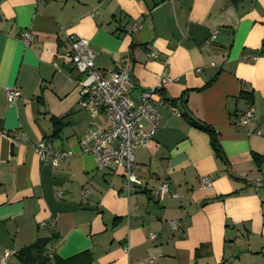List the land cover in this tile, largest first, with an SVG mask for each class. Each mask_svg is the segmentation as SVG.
Segmentation results:
<instances>
[{"label":"crops","instance_id":"obj_1","mask_svg":"<svg viewBox=\"0 0 264 264\" xmlns=\"http://www.w3.org/2000/svg\"><path fill=\"white\" fill-rule=\"evenodd\" d=\"M70 37L88 40L103 76L132 71L134 100L171 78L159 128L135 151L137 192L127 193L123 169H98L81 153L80 141L106 124L79 104ZM13 87L21 96L10 102ZM247 110L250 127L239 123ZM190 120L216 131L224 159ZM255 130L264 132V0H0L4 264H25L18 253L38 239L47 264H264V137ZM42 140L76 156L42 162L31 146ZM165 174L179 199L153 196ZM33 264L46 263L35 255Z\"/></svg>","mask_w":264,"mask_h":264},{"label":"built area","instance_id":"obj_2","mask_svg":"<svg viewBox=\"0 0 264 264\" xmlns=\"http://www.w3.org/2000/svg\"><path fill=\"white\" fill-rule=\"evenodd\" d=\"M217 31L214 32L215 38ZM34 36L26 32L21 36L25 45H29ZM70 50L67 57L80 75L77 80L80 89L81 108L91 116H101L106 126L88 133L81 141L82 154H91L98 169L113 166L123 169L125 172V189L128 194L139 191L142 182L135 169V151L148 146L156 134L162 115L158 106L167 99L161 95L164 85L171 81L167 77L147 90H143L138 100L131 95V85L128 74L125 71H111L108 76H103L95 66V54L89 47L88 40L84 38L70 37ZM151 58H157L155 52L150 53ZM6 98L12 102L21 96V90L17 87L6 90ZM172 111L180 116L178 109L169 103ZM255 120L252 110L245 111L239 119L242 126L250 127ZM254 134L264 137V132L255 130ZM42 162L59 166L69 161L76 153L72 151L55 149L51 141L42 140L31 145ZM258 185H261L258 182ZM212 181L210 177H203L200 181L202 189H210ZM159 200L165 197L179 199L178 193L171 191L168 176L165 174L158 187L152 192ZM61 197V192L59 193ZM173 228L179 226L177 220L170 221ZM9 253H5L0 259L4 264ZM153 263V260H150Z\"/></svg>","mask_w":264,"mask_h":264},{"label":"trees","instance_id":"obj_3","mask_svg":"<svg viewBox=\"0 0 264 264\" xmlns=\"http://www.w3.org/2000/svg\"><path fill=\"white\" fill-rule=\"evenodd\" d=\"M252 97H253L252 95L248 96V98L250 100H252ZM171 104L173 105L174 103L171 102ZM183 116L188 117L187 114H184ZM53 122H54V127L56 128L54 131V135H57L58 132L60 131V127L62 126V124H61L60 120H57V119H54ZM190 122L193 126L197 127L200 130L205 131L206 133H208L210 135L211 144H212V147H213L216 155L218 157H220L221 159H224L216 131L214 129H212L211 127L207 126L206 124L199 123V122L194 121V120H190ZM46 244H47V242L44 239H38L33 244H31L30 246L22 249L18 253V257L25 264H33V257L35 255H40V258L43 257L45 260V263L47 264L48 262L51 261L52 258H49L48 257L49 255L45 253L46 252L45 251Z\"/></svg>","mask_w":264,"mask_h":264},{"label":"water","instance_id":"obj_4","mask_svg":"<svg viewBox=\"0 0 264 264\" xmlns=\"http://www.w3.org/2000/svg\"><path fill=\"white\" fill-rule=\"evenodd\" d=\"M128 78H129L130 81H133V82L135 81L134 77H133V74H132V71H129Z\"/></svg>","mask_w":264,"mask_h":264}]
</instances>
